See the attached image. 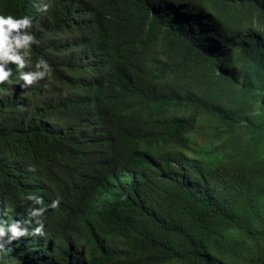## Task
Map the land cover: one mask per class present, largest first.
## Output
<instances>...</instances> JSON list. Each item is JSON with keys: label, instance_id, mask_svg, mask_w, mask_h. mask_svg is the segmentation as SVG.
<instances>
[{"label": "trees", "instance_id": "1", "mask_svg": "<svg viewBox=\"0 0 264 264\" xmlns=\"http://www.w3.org/2000/svg\"><path fill=\"white\" fill-rule=\"evenodd\" d=\"M258 12L264 0H0L35 41L0 81V222L28 229L0 238V264H264ZM37 58L49 74L21 88Z\"/></svg>", "mask_w": 264, "mask_h": 264}, {"label": "clouds", "instance_id": "2", "mask_svg": "<svg viewBox=\"0 0 264 264\" xmlns=\"http://www.w3.org/2000/svg\"><path fill=\"white\" fill-rule=\"evenodd\" d=\"M43 7H46L44 5ZM31 24V20L27 16H13L0 14V81H4L9 77L11 69L7 66L9 62L18 68H23L25 64L31 63L26 57L29 56V47L34 43V37L30 32L23 31ZM34 70L20 71L18 73L21 88L32 84L35 80L43 78L49 74V66L43 58H37ZM18 81V82H19ZM39 203L38 197H29ZM57 201H52L50 207H55ZM43 208H32L31 215L39 217L43 213ZM43 223L36 221V226L31 229L32 234H42ZM28 232L27 228L21 227L19 221L9 223L6 227L0 222V238L7 234L10 242ZM3 245L0 244V247Z\"/></svg>", "mask_w": 264, "mask_h": 264}, {"label": "rangeland", "instance_id": "3", "mask_svg": "<svg viewBox=\"0 0 264 264\" xmlns=\"http://www.w3.org/2000/svg\"><path fill=\"white\" fill-rule=\"evenodd\" d=\"M259 30L264 29V15L260 12L257 13L256 21L253 24Z\"/></svg>", "mask_w": 264, "mask_h": 264}]
</instances>
